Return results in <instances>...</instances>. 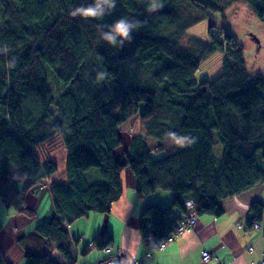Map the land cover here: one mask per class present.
I'll return each instance as SVG.
<instances>
[{
	"label": "trees",
	"instance_id": "trees-1",
	"mask_svg": "<svg viewBox=\"0 0 264 264\" xmlns=\"http://www.w3.org/2000/svg\"><path fill=\"white\" fill-rule=\"evenodd\" d=\"M243 2L264 22V0ZM87 3L0 0V200L29 214L28 193L47 180L56 208L51 220L15 239L26 264H55L49 250L59 243L69 258L64 225L109 214L124 195V171L133 174L139 196L173 194L170 206L146 204L141 213L142 236L156 244L176 235L186 217H221L223 202L264 185V77H253L243 47L225 28L220 38L209 32L210 44L194 40L189 48L175 37L194 24L179 27L183 4L208 18L219 12L211 0H159L155 11L151 0H117L103 18L69 15ZM123 17L140 25L130 38L102 39ZM221 53L222 74L198 82L203 58ZM48 71L61 90L57 99ZM134 115L140 130L126 149L121 127ZM169 132L195 142L176 146ZM57 141L68 153L67 183L56 179V162L37 153ZM94 171L99 183L87 179ZM249 210L247 230L262 221L264 204ZM3 230L0 221V236ZM113 240L104 231L91 245L102 250ZM0 264H14L1 249Z\"/></svg>",
	"mask_w": 264,
	"mask_h": 264
},
{
	"label": "crops",
	"instance_id": "crops-1",
	"mask_svg": "<svg viewBox=\"0 0 264 264\" xmlns=\"http://www.w3.org/2000/svg\"><path fill=\"white\" fill-rule=\"evenodd\" d=\"M87 179L95 183L100 182L97 171L91 172ZM125 179L126 185L122 181L124 195L120 201L114 203L109 214L90 213L86 217L64 225L63 228L67 231L70 239V257L64 256L58 249L60 243L54 244L49 253L51 261L55 264H105L108 256L103 250L92 246L91 242L101 232L108 231L114 237L112 247L120 264H132L135 261L137 264H207L202 255L205 250L213 256V261L209 264L220 262L223 264H264L262 221L259 229H246V225L250 221L249 208L252 203L259 201L258 197L261 192H264V185L223 202L222 208L225 213L221 217L216 218L209 215L198 217L197 225L193 231L186 232L184 236L178 237L174 243L169 244L166 250L160 251L145 243L139 225L140 217L146 204L157 203L163 206L164 203H167L170 206L173 194L163 190V192L156 191L150 196H139L136 193L133 174L125 171ZM58 181L67 183L68 175ZM48 186L49 182L46 186H42L44 187L42 190L35 187L30 193L32 200L29 201L28 196L26 197L27 207L38 209V217L23 221L20 218L26 217H19L15 214L10 218L8 224H11V228L16 227V234H10V229L5 228L3 236H8L14 242L15 250L18 252H20V247L15 239L32 233L40 222L51 220L56 213L55 199L50 196V193H44V191H48ZM44 196H46L45 202H43ZM44 206L46 214L50 212L45 218L40 213ZM174 213L177 217L181 215L178 210H175ZM2 221L6 226L5 218ZM32 221H36V224L35 227L30 228L29 224ZM31 226L33 225L31 224ZM86 249L89 251L84 253ZM148 252L151 257L146 256Z\"/></svg>",
	"mask_w": 264,
	"mask_h": 264
},
{
	"label": "rangeland",
	"instance_id": "rangeland-1",
	"mask_svg": "<svg viewBox=\"0 0 264 264\" xmlns=\"http://www.w3.org/2000/svg\"><path fill=\"white\" fill-rule=\"evenodd\" d=\"M211 2L214 8H217L219 12L209 15L208 18H206L204 14H201L192 6H189L188 3L183 4L182 6L183 16L180 19L181 22L179 27L188 25L189 22H193L194 24L189 26L188 29L185 30L186 33H184L183 35H180V33L177 32V34H179V35L176 34L177 36H175L177 37V40L179 39V42L186 48H189L190 46H194L195 41H202L204 43L210 44L211 36L209 32H212L214 36L218 37V32H220V30L218 29L225 28L227 32L230 35H232L234 39L240 44V46L243 47L247 67L248 70L253 72L254 74L253 77L254 76L264 77V22H261L259 18L256 17V15L252 12V10H250L244 4L243 0H211ZM223 59L224 56L222 53L205 56L202 60V65L200 67V70L197 72L198 74L196 75V80L200 82L201 80L204 79H208L210 81L217 79L222 74ZM48 75L50 77V80L48 78L49 80L48 86L50 90L53 91L55 99H57L60 96L61 90H59L56 80H54L53 78L54 76L51 74L50 71H48ZM61 86L62 88H64L63 84H61ZM139 125H140V121L138 119V116L134 115L130 118L128 125L125 124L124 126L121 127V129L123 128V131L121 132V136H122V140L124 141V147L126 149H129V145L131 143V136L136 135L139 132L140 130ZM37 153L40 159L42 160L51 159L54 162H56L59 168V171L56 175L57 180H62L66 178L67 176L66 163H67L68 153L66 147L63 144L58 143L57 141L54 147L50 145H44L37 149ZM163 155L153 154V158L157 160ZM122 181L126 185L125 171L122 174ZM17 183L18 185H21L20 182ZM46 184H48V182L45 180L43 184H41L39 189L42 190V188H44L42 186H46ZM48 187H47L48 191H44V193L50 192V189H48ZM30 193L31 192H29L27 195L29 201L30 199L32 200L31 197L32 195ZM168 193L172 194L171 192ZM36 198L39 197L36 196ZM44 198L45 199L43 202L46 201V196H44ZM258 199L264 204V192L263 193L261 192L259 194ZM151 201L153 202V199ZM150 204L152 205L153 203ZM164 206H168V204L164 203L163 207ZM50 208H51V203H50ZM40 211H41L40 213L43 215L44 218L50 214V212H47L46 214L45 206ZM15 214L19 217L20 216L26 217V218H20L23 221H26V219L29 218L39 216L38 209L36 210L30 209L29 214L25 213L20 215V213L16 212V210L14 211L12 208H7L4 204L2 205L0 200V221L4 227L3 230L4 232L2 236L4 235L5 228L7 229V227L10 229L9 230L10 234L12 235L16 234L15 233L16 227L14 228L13 226V228H11L12 227L11 224H8L10 218ZM4 218L6 221V226H4L2 221ZM261 220H262L261 233L264 234V216ZM31 224L33 226H31ZM31 224H29L30 228L35 227L36 221H32ZM0 249L2 253L5 254V257H7V259L12 263L21 264L22 262V264H26L25 262H23L21 258H19L21 253L15 250V244L13 241L10 240L8 236L5 237L3 236L2 238L0 237Z\"/></svg>",
	"mask_w": 264,
	"mask_h": 264
},
{
	"label": "clouds",
	"instance_id": "clouds-1",
	"mask_svg": "<svg viewBox=\"0 0 264 264\" xmlns=\"http://www.w3.org/2000/svg\"><path fill=\"white\" fill-rule=\"evenodd\" d=\"M116 2L117 0H91V3L75 7L69 15L71 17L86 19L103 18L105 15L111 14V11L116 7ZM149 7L153 11L157 10L160 7L159 0H151ZM139 26L138 23H130L127 17L120 18L109 26V32L103 34L102 39L109 43H115L117 38H120L122 41L128 40L130 38V32ZM103 78L104 73H101L99 79ZM167 137L174 145L180 147L188 146L195 142L194 139H190L189 136L179 135L175 132L167 133Z\"/></svg>",
	"mask_w": 264,
	"mask_h": 264
},
{
	"label": "built area",
	"instance_id": "built-area-1",
	"mask_svg": "<svg viewBox=\"0 0 264 264\" xmlns=\"http://www.w3.org/2000/svg\"><path fill=\"white\" fill-rule=\"evenodd\" d=\"M196 222H197V220H196L195 216L186 217L183 221H181V224L178 225V227L176 229V235L169 236L168 239L165 240V242H163L161 244H156L155 243L156 239H154L153 236L147 237L146 239H144V241L147 244V246H150L151 248H154V249L157 246L156 247L157 250L164 251L169 246V244L175 242L176 236L182 237V236H184L186 234V232L192 231L193 228L196 227V225H197ZM252 228L253 229H259L260 228L259 223L255 222L254 225L252 226ZM103 251L108 256L105 264H120L118 262L117 255L114 254V248L112 246H105L103 248ZM202 255H203V260H204L205 263L209 264V263H211L213 261V257H212V255L209 252L204 251L202 253ZM146 256L151 257L150 252H148V254ZM132 264H137V262L135 261ZM217 264H223V263L220 262V263H217Z\"/></svg>",
	"mask_w": 264,
	"mask_h": 264
},
{
	"label": "bare ground",
	"instance_id": "bare-ground-1",
	"mask_svg": "<svg viewBox=\"0 0 264 264\" xmlns=\"http://www.w3.org/2000/svg\"><path fill=\"white\" fill-rule=\"evenodd\" d=\"M212 255V254H211ZM213 257V256H212Z\"/></svg>",
	"mask_w": 264,
	"mask_h": 264
}]
</instances>
